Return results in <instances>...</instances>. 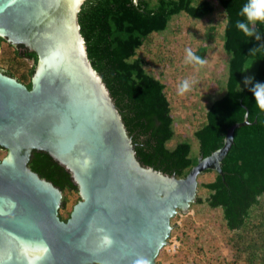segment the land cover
<instances>
[{
    "label": "water",
    "instance_id": "1",
    "mask_svg": "<svg viewBox=\"0 0 264 264\" xmlns=\"http://www.w3.org/2000/svg\"><path fill=\"white\" fill-rule=\"evenodd\" d=\"M84 1L0 0V37L37 56L30 88L0 69V264H156L171 218L197 201L198 176H223L235 128L251 123L246 113L229 126L223 145L200 154L184 177L142 165L88 57ZM33 150L77 185L66 220L62 190L28 166Z\"/></svg>",
    "mask_w": 264,
    "mask_h": 264
},
{
    "label": "trees",
    "instance_id": "2",
    "mask_svg": "<svg viewBox=\"0 0 264 264\" xmlns=\"http://www.w3.org/2000/svg\"><path fill=\"white\" fill-rule=\"evenodd\" d=\"M216 1L217 4L212 0H85L78 20L88 57L119 108L142 165L184 177L200 154L208 156L223 145L226 129L242 121L247 113L251 123L235 128L233 143L221 161L223 176L217 171L206 172H211L213 179L201 184L207 195L197 196V203L221 209L224 225L233 232L236 251L245 255L246 264H264V112L254 102L249 90L252 85L244 84L246 77H254L253 83H264V24L251 26L259 40L255 35L245 36L235 23L243 19L239 12L247 0ZM217 7L224 15L220 47L226 58L216 71L222 77L218 79L216 98L207 103L204 121L193 132L192 137L198 141L194 154L188 138L169 145L176 138L175 120L165 83L146 69V61L138 51L152 36L169 30L175 15L183 12L202 19ZM209 38L206 40L211 41ZM208 47L206 43L200 45L194 53L206 60ZM14 53L32 60L28 70L31 77L36 53L22 45L14 47ZM1 70L14 76L10 69ZM24 84L31 87V81ZM28 166L62 193L78 192L71 173L48 153L33 150ZM65 202L63 195L59 208L63 220L70 214L60 213Z\"/></svg>",
    "mask_w": 264,
    "mask_h": 264
},
{
    "label": "rangeland",
    "instance_id": "3",
    "mask_svg": "<svg viewBox=\"0 0 264 264\" xmlns=\"http://www.w3.org/2000/svg\"><path fill=\"white\" fill-rule=\"evenodd\" d=\"M212 1L217 4L216 0ZM175 16L169 23V30L163 35L152 36L138 54L144 57L146 69L165 83L175 120L176 138L169 145L172 146L177 139L188 138L192 152L196 154L198 141L192 137L193 132L204 121L205 106L215 97L218 79L222 78L216 71L223 67L222 60L226 58L220 47L224 15L217 7L202 19L189 17L183 12ZM208 35H213L212 39ZM208 38L211 41L206 40ZM205 43L209 46L206 54L208 63L203 67L185 63L186 49L196 52ZM31 65V59L15 55L14 46L5 40L0 43V69H10L14 77L27 83L31 78L28 74ZM185 79L196 83L190 91L179 95L178 87ZM5 154L6 150L0 148V158ZM212 179L211 172L198 176L197 196L204 198L207 195L201 184ZM63 195H66V202L60 213L66 216L79 195L75 191H66ZM170 223L172 229L168 242L156 257L158 264H246L245 255L236 251L234 234L225 227L220 208L196 201L186 212L175 214Z\"/></svg>",
    "mask_w": 264,
    "mask_h": 264
},
{
    "label": "clouds",
    "instance_id": "4",
    "mask_svg": "<svg viewBox=\"0 0 264 264\" xmlns=\"http://www.w3.org/2000/svg\"><path fill=\"white\" fill-rule=\"evenodd\" d=\"M239 16L243 17L241 20H237L235 27L241 31L245 36L252 37L256 36V39L259 40L260 36L254 33L251 26L256 23L264 24V0H247L239 12ZM254 51V49L252 50ZM185 63L194 64L200 67L205 66L208 62L196 55L192 49H186ZM254 77H246L244 79L245 86L252 85L249 89L254 98L256 106L260 111L264 112V83L255 82ZM195 80L185 79L183 80L178 87V94L184 95L186 92L192 89ZM11 157H9V160ZM139 264H146V262H139Z\"/></svg>",
    "mask_w": 264,
    "mask_h": 264
},
{
    "label": "snow or ice",
    "instance_id": "5",
    "mask_svg": "<svg viewBox=\"0 0 264 264\" xmlns=\"http://www.w3.org/2000/svg\"><path fill=\"white\" fill-rule=\"evenodd\" d=\"M77 2H79V0H77Z\"/></svg>",
    "mask_w": 264,
    "mask_h": 264
},
{
    "label": "flooded vegetation",
    "instance_id": "6",
    "mask_svg": "<svg viewBox=\"0 0 264 264\" xmlns=\"http://www.w3.org/2000/svg\"><path fill=\"white\" fill-rule=\"evenodd\" d=\"M31 79V78H30Z\"/></svg>",
    "mask_w": 264,
    "mask_h": 264
}]
</instances>
